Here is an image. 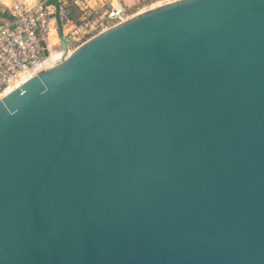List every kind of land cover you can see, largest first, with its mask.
<instances>
[{"label":"water","instance_id":"95a60500","mask_svg":"<svg viewBox=\"0 0 264 264\" xmlns=\"http://www.w3.org/2000/svg\"><path fill=\"white\" fill-rule=\"evenodd\" d=\"M54 8L62 59L0 99V264H264V0L167 3L68 55Z\"/></svg>","mask_w":264,"mask_h":264},{"label":"built area","instance_id":"2783aa9c","mask_svg":"<svg viewBox=\"0 0 264 264\" xmlns=\"http://www.w3.org/2000/svg\"><path fill=\"white\" fill-rule=\"evenodd\" d=\"M32 1V5L17 1L8 7L10 19L0 24V94L13 85L14 88L19 87L29 77L50 66L44 63L48 61L53 51V46L47 41L49 26L53 19L44 10L51 8V5L45 6ZM175 1L179 0H164V4ZM58 12L68 55L73 51L70 49L71 43L79 39H76V36L82 34L83 38V34H87L89 28L85 24L80 26L73 24L70 15L64 14L59 7ZM43 35L46 38H43ZM42 42L46 45L47 56L43 54Z\"/></svg>","mask_w":264,"mask_h":264},{"label":"rangeland","instance_id":"374dc122","mask_svg":"<svg viewBox=\"0 0 264 264\" xmlns=\"http://www.w3.org/2000/svg\"><path fill=\"white\" fill-rule=\"evenodd\" d=\"M28 1L29 5L33 4L32 0H25ZM36 3L39 0H34ZM108 0H55V3L59 7V10L62 11L64 14L70 15V18L72 19V23L76 26H80L81 24L87 25V28L89 31L87 34H79L76 36V39L78 41H73L70 45V49L74 50L76 47L84 43L86 40L90 39L91 37L99 34L105 29H108L115 24V19L111 18L109 14H104V11L107 10V2ZM163 0H151L149 2L144 1L142 4L144 5H138L137 8L129 11H125L123 14V18L127 17L130 14H133V12H139L140 10L147 9L149 7H153L161 3ZM7 5H9V2H7ZM45 13L50 14V18L53 19V22L50 23V31L49 33L52 34L50 37L51 42H49L53 46V51L51 52V56L55 59H57L58 53L60 50V44L57 37V31H56V25L54 21V13L55 8L51 6V8L45 9ZM3 17H7L6 12H0ZM8 18V17H7ZM82 18H85L82 20ZM84 27V26H83ZM85 30V29H84ZM67 31V30H66ZM84 33V31L82 32ZM55 39H54V38ZM43 38H46V36L43 35ZM49 40V41H50ZM53 41V42H52ZM56 42V43H54ZM54 43V44H53Z\"/></svg>","mask_w":264,"mask_h":264},{"label":"crops","instance_id":"0c3cea01","mask_svg":"<svg viewBox=\"0 0 264 264\" xmlns=\"http://www.w3.org/2000/svg\"><path fill=\"white\" fill-rule=\"evenodd\" d=\"M17 1L18 2H26L25 0H0V12H6L7 17L10 19L9 13H8V7L13 5ZM45 1L46 0H39V3L44 5ZM144 1L149 2L151 0H108V1H106L107 2V10L104 11V14H109V16L111 18L115 19V24H117L120 21H125V20L129 19L130 17H132L138 13H141L143 11H146L148 9H151V8H154V7H157L160 5H164V3H165L163 0L161 3H159L156 6L149 7V8L144 9V10H140L139 12L138 11L133 12V14H130L127 17L123 18V14L125 11L127 12L129 10H133V9L137 8L138 5H141ZM7 2H9V5H7ZM142 5H144V4H142ZM51 6L54 7V5H51ZM1 22L5 23V21L3 22V20L0 19V24H1ZM115 24H113V25H115Z\"/></svg>","mask_w":264,"mask_h":264},{"label":"bare ground","instance_id":"6f19581e","mask_svg":"<svg viewBox=\"0 0 264 264\" xmlns=\"http://www.w3.org/2000/svg\"><path fill=\"white\" fill-rule=\"evenodd\" d=\"M27 3H28V1H27ZM28 4H29V3H28ZM51 35H52V34H50V33L47 34V41L50 40ZM53 38H54V37H53ZM54 39H55V38H54ZM49 42H51V40H50ZM52 42H53V41H52ZM54 43H56V42H54ZM54 43H53V44H54ZM60 59H62V53L59 52V53H58V56H57V59H55V58H53L52 56H50L49 59H48V61H47L46 63H44V65H48V64H49V65H52L53 63L59 61ZM13 88H14V85H13V87L8 88L5 92H3L2 94H0V98H1L3 95H5L7 92L11 91Z\"/></svg>","mask_w":264,"mask_h":264},{"label":"trees","instance_id":"16d2710c","mask_svg":"<svg viewBox=\"0 0 264 264\" xmlns=\"http://www.w3.org/2000/svg\"><path fill=\"white\" fill-rule=\"evenodd\" d=\"M54 3H55V0H46L44 5L49 6V5H54ZM0 19H2L3 22L5 21V23L9 21V18L3 17V15L1 14H0ZM1 24H4V23L1 22Z\"/></svg>","mask_w":264,"mask_h":264}]
</instances>
